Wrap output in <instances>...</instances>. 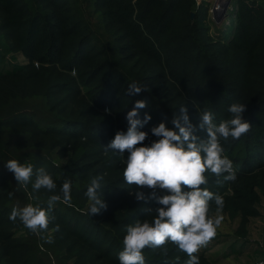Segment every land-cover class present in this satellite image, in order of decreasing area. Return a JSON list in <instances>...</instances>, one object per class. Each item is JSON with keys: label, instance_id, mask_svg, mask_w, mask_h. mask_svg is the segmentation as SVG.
<instances>
[{"label": "trees", "instance_id": "obj_1", "mask_svg": "<svg viewBox=\"0 0 264 264\" xmlns=\"http://www.w3.org/2000/svg\"><path fill=\"white\" fill-rule=\"evenodd\" d=\"M204 1L0 0V264H119L126 228L151 222L160 207L137 201L136 191L150 190L124 181L127 151L105 150L127 131L137 100L146 101L138 118L151 116L140 129L149 134L145 145L157 139L151 129L160 122L173 128L181 107L198 126L205 111L218 125L231 118L232 103L246 104L250 131L221 141L236 180L206 172L201 185L223 197L222 211L238 219L237 236L246 234L264 194V0H234L230 22L215 36ZM133 83L147 91L130 95ZM10 159L32 164L34 172L44 167L56 189L33 191L35 175L18 184L5 167ZM99 174L107 209L91 216L85 192ZM65 180L72 185L69 203L61 192ZM52 195L61 200L47 231L36 234L9 219L14 206L47 208ZM209 204L212 217L217 207ZM207 250L196 254L199 264H223L222 257L239 252L219 257ZM143 255L145 264L189 259L171 242Z\"/></svg>", "mask_w": 264, "mask_h": 264}, {"label": "clouds", "instance_id": "obj_2", "mask_svg": "<svg viewBox=\"0 0 264 264\" xmlns=\"http://www.w3.org/2000/svg\"><path fill=\"white\" fill-rule=\"evenodd\" d=\"M142 91H147V87L135 83L129 85L130 95H137ZM145 107L146 101L137 100L126 115L129 125L127 131H118L105 147V150H113L121 155L127 151L124 181L138 189L150 190L148 194L136 191L135 199L145 204L149 200H155L160 205L155 209L156 215L151 222L137 221L126 228L123 250L118 256L119 264H145V248H160L168 242L176 244L179 250L187 254V264H199L196 254L215 237L217 228L224 219L219 214L214 218L209 217V202L214 200L217 213H220L224 206L223 197L201 185L207 183L206 172H211L216 177L223 175L225 180H236L233 163L224 155L221 141H227L229 137L238 140L250 131L251 124L242 115L246 111V104L239 101L232 103L228 109L231 118L218 125L214 123L213 114L205 111L199 118L198 126L191 122L187 108L181 107L180 113L171 121L173 128H168L166 122L162 121L151 129V134L157 139L150 145L144 144L148 132L140 129L151 120V116L146 113L143 120L138 118V110ZM198 129L207 133L206 139L196 134ZM5 167L21 185H28L35 175L33 191L44 188L52 192L57 187L44 167L34 172L32 164H22L15 159L8 160ZM103 185L104 175H96L85 192L90 202L88 213L91 216L107 209V203L103 199ZM71 188V181L65 180L61 187L64 203L71 200ZM185 188L188 190L185 191ZM157 190L166 194L158 195ZM60 200L59 195L50 196L47 208H42L39 204L14 206L9 219L16 221L19 218L27 229L39 234L47 231L50 220L53 219L50 211ZM146 211L152 213L153 210L147 208ZM56 230H59V226Z\"/></svg>", "mask_w": 264, "mask_h": 264}, {"label": "rangeland", "instance_id": "obj_3", "mask_svg": "<svg viewBox=\"0 0 264 264\" xmlns=\"http://www.w3.org/2000/svg\"><path fill=\"white\" fill-rule=\"evenodd\" d=\"M213 1L214 0H205L204 4L207 6V19L210 34L215 36L218 33L217 30L221 28L222 25H226V23L230 22L229 14L232 12L234 0H227L228 2L225 8H223V12L219 14L216 21H214L208 13V8ZM18 61H23L20 55H18ZM258 210L259 215L249 219L246 234L239 237L235 232L238 219L231 218L223 211L220 213L215 211L212 214V218L219 214L222 215L224 219L217 228L215 237L207 244V253L212 256L220 257L221 253L225 250L233 251L237 249L239 251L238 253H234L233 251L228 256L222 257L221 261L223 264H260L261 261H264V194L261 196ZM218 239H222L223 242L217 243Z\"/></svg>", "mask_w": 264, "mask_h": 264}, {"label": "built area", "instance_id": "obj_4", "mask_svg": "<svg viewBox=\"0 0 264 264\" xmlns=\"http://www.w3.org/2000/svg\"><path fill=\"white\" fill-rule=\"evenodd\" d=\"M217 4V0H214L211 6L208 8V13L214 21H216V18L219 16V14H221V10L223 9V6L219 8ZM260 264H264V261H261Z\"/></svg>", "mask_w": 264, "mask_h": 264}, {"label": "bare ground", "instance_id": "obj_5", "mask_svg": "<svg viewBox=\"0 0 264 264\" xmlns=\"http://www.w3.org/2000/svg\"><path fill=\"white\" fill-rule=\"evenodd\" d=\"M221 1V2H220ZM227 0H217V5H218V7L220 8V7H222V6H224V3L226 2ZM213 11V10H212ZM214 12V11H213Z\"/></svg>", "mask_w": 264, "mask_h": 264}, {"label": "water", "instance_id": "obj_6", "mask_svg": "<svg viewBox=\"0 0 264 264\" xmlns=\"http://www.w3.org/2000/svg\"><path fill=\"white\" fill-rule=\"evenodd\" d=\"M227 2H228V1H226V2L224 3V6H223V8H225V6H226ZM222 12H223V9L221 10V13H222Z\"/></svg>", "mask_w": 264, "mask_h": 264}]
</instances>
